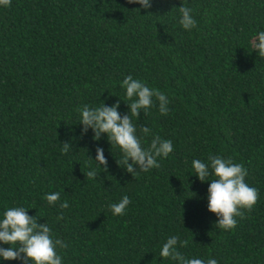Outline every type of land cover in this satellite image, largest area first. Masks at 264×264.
<instances>
[{"label":"trees","instance_id":"trees-1","mask_svg":"<svg viewBox=\"0 0 264 264\" xmlns=\"http://www.w3.org/2000/svg\"><path fill=\"white\" fill-rule=\"evenodd\" d=\"M151 3L0 6V219L10 207L28 209L68 245L57 248L63 264H179L159 255L173 235L188 241L177 246L186 258L264 264V58L252 47L264 31V0ZM183 5L197 22L191 30L179 22ZM129 75L169 100L167 115L153 97L147 114L133 117L142 146L155 136L173 144L158 168L134 176L118 164L122 151L106 133L98 141L91 128L82 135L77 111L119 101L121 116L128 114L122 81ZM97 147L107 170L95 160ZM210 155L243 164L245 182L259 193L230 230L215 227L210 181L201 182L192 167ZM90 170L95 178H86ZM55 192L60 200L50 205L44 197ZM124 196L131 203L113 215L109 205ZM64 201L67 209L59 207ZM0 264L23 261L0 257Z\"/></svg>","mask_w":264,"mask_h":264},{"label":"clouds","instance_id":"clouds-1","mask_svg":"<svg viewBox=\"0 0 264 264\" xmlns=\"http://www.w3.org/2000/svg\"><path fill=\"white\" fill-rule=\"evenodd\" d=\"M130 4H140L144 9L152 7L151 0H128ZM12 0H0V6L9 7ZM182 14L180 24L185 30H191L197 26L192 16V10L184 5L179 7ZM252 47L258 52L259 57L264 58V31H260L252 41ZM122 87L126 89L127 103L130 112L121 116L118 111L119 101L113 106L105 104L97 108H90L85 105L77 109L81 114L80 124L83 126L82 135L91 128L95 135L94 139L99 140L101 134H107L111 145L119 146L123 154V160L118 161L128 173L133 176L139 170L148 172L152 168H158L159 157L167 158L173 152L171 140H162L155 136L150 147L144 148L141 139L137 136V127L133 123V117L139 118L141 110L153 106V97L159 101V111L167 115L168 97L157 90L150 89L144 83L133 79L131 75L122 81ZM144 136L150 134L151 129L147 126L140 128ZM71 147L65 142L61 151L67 153ZM95 160L107 170L108 161L104 155V149L97 147ZM138 166V168L136 167ZM195 174L201 182L210 181L208 187V210L218 217L215 227L230 230L237 226L235 217L243 218L244 212L241 209L251 211L258 201L259 193L254 187L246 182L247 169L243 164L234 162L231 158L210 155L208 163L199 159L192 161ZM95 170L88 171L85 176L88 179L95 178ZM209 176H214L208 180ZM44 199L50 205H55L60 200V193H49ZM131 203L128 196H124L118 203L109 205L113 215L120 216L125 213L127 206ZM61 209H67V201L59 204ZM0 219V242L11 245L8 248L0 247V257L4 260H21L23 264H63L62 257L57 253V248H67L68 245L61 239H53L52 229L47 223L40 224L34 216L28 214L24 207H10ZM62 219V215L59 217ZM187 247L188 241H181L178 236H170L163 243L160 257L171 258L179 264H218L214 258L207 261L201 258H186L177 250V246Z\"/></svg>","mask_w":264,"mask_h":264}]
</instances>
